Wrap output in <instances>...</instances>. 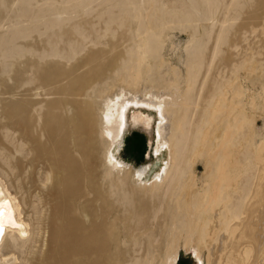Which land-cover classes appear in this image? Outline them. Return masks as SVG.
Returning a JSON list of instances; mask_svg holds the SVG:
<instances>
[{"label": "bare ground", "instance_id": "bare-ground-1", "mask_svg": "<svg viewBox=\"0 0 264 264\" xmlns=\"http://www.w3.org/2000/svg\"><path fill=\"white\" fill-rule=\"evenodd\" d=\"M17 1L0 0V9L9 11ZM21 1L23 7L15 10L13 19L45 20L57 29L51 48L29 42L24 53L0 60V247L11 256L3 260L0 251V261H16L19 253L20 264H175L183 239V247L201 264L204 252L206 264H264V138L255 139L250 153L246 150V115L240 103L245 89L236 82L239 67L231 66L230 76L216 82L208 97L202 94L205 80L199 84L192 70L186 92L173 85L103 93L108 78L135 56L141 61L149 53L119 51L115 44L108 51L76 53L71 45L72 53H42L55 51L63 37L75 42L86 28L92 0ZM147 1L159 24L170 16L196 20L192 11L181 17L180 11ZM136 3L122 0L117 5L113 22L119 28L133 29L137 12L131 8ZM176 3L206 10L204 21L216 19L222 7L220 0ZM256 3L264 8V0ZM202 32L208 34L198 27L191 33ZM218 39L232 47L227 36ZM241 66L264 74L263 62L254 54L245 55ZM230 87L231 97L226 90ZM37 88L53 97L33 99L37 94L30 92ZM113 97L121 98L115 113L111 105L104 106ZM202 99L205 106L194 123ZM133 108L157 118L154 155L159 167L150 175L145 166L133 171L116 153ZM132 124L151 130L148 116L137 115ZM199 155L207 162L201 186L188 169ZM245 160L255 167L249 188L240 185Z\"/></svg>", "mask_w": 264, "mask_h": 264}, {"label": "rangeland", "instance_id": "rangeland-1", "mask_svg": "<svg viewBox=\"0 0 264 264\" xmlns=\"http://www.w3.org/2000/svg\"><path fill=\"white\" fill-rule=\"evenodd\" d=\"M121 1L92 0L84 19L86 28L82 31V34L75 36L76 43H72V41H68L63 37L56 41L55 51H44L42 53H72L70 51L71 45L77 47L76 53H86L88 50L108 51L113 44L116 45V49L119 51L129 48L131 53H149L148 56L144 55V59L141 61H139L140 57L135 56L121 68L116 76L108 78L102 88L103 93L109 90L118 93L124 87L136 91L138 87L155 86L159 89H168L173 85H178L181 92H186L190 87L186 78L187 73L192 70L198 75L197 81L199 84L203 79L205 80L202 94L208 97L216 82L229 77L231 66H237L239 68L236 82L240 83L245 89V97H242L243 100L240 103L244 104L242 106L245 110L246 119L243 128L248 135L246 150L250 153L251 145L255 139L264 138V74L261 75L259 71L246 72L241 64L245 55L254 54L260 62H263L264 66V30L262 32V29H264V14L262 13L264 8L256 3L258 0H220L222 7L218 17H216L217 20L211 19L208 21L202 20L203 15L207 14L206 10L194 9L189 7L188 3H184L181 7L180 3H176V0H155V5L160 8H172L175 12L180 11L181 17H187L188 11H192L196 19L189 21L187 18L178 19L170 16V18L165 19V24H159L160 19L158 20L154 13V7H151L147 0H136L137 3L131 8L133 12L134 9L137 12V22L132 27L133 29L129 27L119 28L113 22L114 17L119 13L120 8L117 5ZM183 1L185 2V0ZM238 2L243 4L237 7L236 3ZM185 4L188 7L187 10ZM22 5V1L18 0L13 6L15 8L11 9L12 11L0 9L1 17H4V19L0 17V53H3V58H0L1 61L16 53H24L25 44L29 42L39 41L42 49L51 48L49 44L57 28L48 27L45 20L33 23L29 20L24 21L23 18L13 19L17 11L23 7ZM77 16L73 15L75 21L78 20ZM195 27L207 30L208 34L202 32L193 35L191 32ZM160 29H165L161 35H159ZM219 36H227L232 47L220 44L221 39H218ZM213 53L219 54L214 57ZM257 53H261V55H257ZM72 62L73 60L68 61V63ZM37 89L30 92L37 94H34L33 99L40 100L53 97L51 94H46L44 88ZM226 90L228 91L227 95L231 97L234 88L230 87ZM135 97L139 98L141 95L136 94ZM120 99V97H113L112 101L108 104L105 103L104 106L111 105L109 108L112 113H115V107L119 104ZM202 103L203 105L193 117L192 122L194 123L197 117L200 116V111L204 109L205 102L203 99ZM96 105L97 108L101 106L100 103ZM147 114H149L147 110L130 109L128 121L131 125L125 133L126 136L124 135L120 150L116 149V153L122 161L133 167V171L145 166L149 169L150 175L159 167V161L154 155V134L157 118L153 113ZM137 115L148 116L151 130L146 131L142 125L137 124L134 126L132 124ZM103 116L106 117V114L104 113ZM220 117L221 113H218V118ZM224 124L225 121L219 123L222 127L216 132L217 135L220 136L223 133ZM108 144V142L105 144L107 148L110 146ZM234 149L238 153L239 147ZM250 162L249 164L248 160H245L246 173L240 178V185L243 188H249L254 177L255 167L252 161ZM206 165V157L199 155L193 158L191 165L188 166V169L191 168L196 175L200 186L205 183ZM39 172L38 176L42 177V171ZM9 190L15 196L14 190L12 188ZM241 194L244 193L241 192ZM236 198H238V195ZM183 243V239L180 240L178 260L175 264H201L191 249L183 247ZM0 251L3 254L1 259L11 258L7 255L4 247H0ZM206 255L207 252H204L202 264H206ZM17 257L19 259L16 261L9 260L8 262L20 264L21 257L19 253ZM3 260L0 261V264L8 263Z\"/></svg>", "mask_w": 264, "mask_h": 264}, {"label": "snow or ice", "instance_id": "snow-or-ice-1", "mask_svg": "<svg viewBox=\"0 0 264 264\" xmlns=\"http://www.w3.org/2000/svg\"><path fill=\"white\" fill-rule=\"evenodd\" d=\"M0 234H2V231H0Z\"/></svg>", "mask_w": 264, "mask_h": 264}]
</instances>
